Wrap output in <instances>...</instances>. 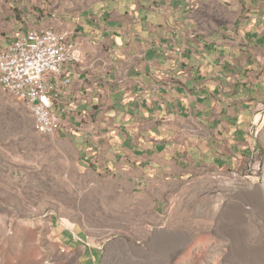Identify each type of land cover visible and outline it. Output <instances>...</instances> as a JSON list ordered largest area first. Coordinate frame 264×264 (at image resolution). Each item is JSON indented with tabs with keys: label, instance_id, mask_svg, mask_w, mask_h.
I'll return each mask as SVG.
<instances>
[{
	"label": "crops",
	"instance_id": "crops-1",
	"mask_svg": "<svg viewBox=\"0 0 264 264\" xmlns=\"http://www.w3.org/2000/svg\"><path fill=\"white\" fill-rule=\"evenodd\" d=\"M76 2L16 31L76 30L83 58L64 66L56 109L82 161L155 186L239 168L264 117V0ZM54 228L81 262L103 256L82 229Z\"/></svg>",
	"mask_w": 264,
	"mask_h": 264
},
{
	"label": "rangeland",
	"instance_id": "rangeland-1",
	"mask_svg": "<svg viewBox=\"0 0 264 264\" xmlns=\"http://www.w3.org/2000/svg\"><path fill=\"white\" fill-rule=\"evenodd\" d=\"M76 5L0 0V48L27 22ZM249 135L239 168L156 186L135 169L123 180L82 161L70 135L37 132L29 107L0 84V264H85L54 223L100 246L97 264H264V117Z\"/></svg>",
	"mask_w": 264,
	"mask_h": 264
},
{
	"label": "built area",
	"instance_id": "built-area-1",
	"mask_svg": "<svg viewBox=\"0 0 264 264\" xmlns=\"http://www.w3.org/2000/svg\"><path fill=\"white\" fill-rule=\"evenodd\" d=\"M82 58L74 28L30 29L0 50V84L9 85L10 92L29 103L34 119H40V134H59L56 102L71 81L64 76V66Z\"/></svg>",
	"mask_w": 264,
	"mask_h": 264
},
{
	"label": "bare ground",
	"instance_id": "bare-ground-1",
	"mask_svg": "<svg viewBox=\"0 0 264 264\" xmlns=\"http://www.w3.org/2000/svg\"><path fill=\"white\" fill-rule=\"evenodd\" d=\"M81 59H77V62H79ZM4 88L8 89L9 90V85H4V84H1ZM28 107H29V103H25ZM29 110L31 111L33 117H34V110L29 107ZM34 125H35V128L36 130L40 129V119H34Z\"/></svg>",
	"mask_w": 264,
	"mask_h": 264
}]
</instances>
